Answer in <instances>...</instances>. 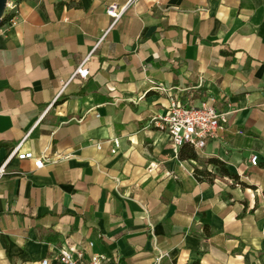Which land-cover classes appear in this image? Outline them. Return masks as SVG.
<instances>
[{
    "label": "crops",
    "instance_id": "crops-1",
    "mask_svg": "<svg viewBox=\"0 0 264 264\" xmlns=\"http://www.w3.org/2000/svg\"><path fill=\"white\" fill-rule=\"evenodd\" d=\"M8 2L0 165L19 143L44 164H5L0 264H64L61 247L104 264H264V0ZM169 94L231 111L197 160L158 126ZM211 157L238 179L198 180Z\"/></svg>",
    "mask_w": 264,
    "mask_h": 264
},
{
    "label": "built area",
    "instance_id": "built-area-1",
    "mask_svg": "<svg viewBox=\"0 0 264 264\" xmlns=\"http://www.w3.org/2000/svg\"><path fill=\"white\" fill-rule=\"evenodd\" d=\"M137 0H128V4L134 3ZM10 7V3L7 1L6 9ZM5 9V10H6ZM123 9H115L113 5L109 6L106 13L112 18L110 27L119 20L123 14ZM5 15V12H4ZM3 15V16H4ZM1 23H0V34H1ZM109 29V28H108ZM108 29L103 31V34L99 38L100 42ZM92 53V52H91ZM90 55L85 58L74 70L70 79L79 77L85 79L89 76V69L86 67L85 63L89 59ZM155 88L165 91L166 89L161 85L157 84ZM227 112H219L212 105H207L206 103H201L200 105H183L181 104L177 97L173 94L168 95V109L164 116L160 117V128L164 129L173 144L175 150H178L183 144H190L195 151L202 149L207 140L216 135L218 129L222 128L221 122L224 121V117ZM21 143L15 145L9 153L7 160L0 165V177L4 173V167L8 159L15 156L19 160L30 159L33 161L36 168H40L44 164V159L42 157H35L32 151H21ZM98 147L100 145L98 144ZM118 148V140L113 139L112 153H115ZM252 165L257 163V155H252L249 159ZM57 260L64 264H104L107 260L104 254L95 253L92 254L88 260H84L82 257V252L72 251L65 247L58 249V254L56 256ZM48 260H41L40 264H47Z\"/></svg>",
    "mask_w": 264,
    "mask_h": 264
},
{
    "label": "trees",
    "instance_id": "trees-1",
    "mask_svg": "<svg viewBox=\"0 0 264 264\" xmlns=\"http://www.w3.org/2000/svg\"><path fill=\"white\" fill-rule=\"evenodd\" d=\"M4 20L5 15L1 19V24ZM178 157L181 160H197L198 154L190 144L185 143L179 148ZM193 174L198 180H206L209 183L217 176H228L234 180L238 179L237 175L230 171L223 161L215 157L204 159L203 166L201 168H195Z\"/></svg>",
    "mask_w": 264,
    "mask_h": 264
},
{
    "label": "water",
    "instance_id": "water-1",
    "mask_svg": "<svg viewBox=\"0 0 264 264\" xmlns=\"http://www.w3.org/2000/svg\"><path fill=\"white\" fill-rule=\"evenodd\" d=\"M7 1L8 0H0V23L6 9Z\"/></svg>",
    "mask_w": 264,
    "mask_h": 264
}]
</instances>
